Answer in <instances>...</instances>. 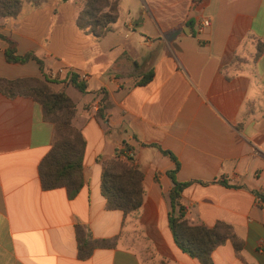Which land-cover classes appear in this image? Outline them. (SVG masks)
<instances>
[{"label":"crops","instance_id":"crops-1","mask_svg":"<svg viewBox=\"0 0 264 264\" xmlns=\"http://www.w3.org/2000/svg\"><path fill=\"white\" fill-rule=\"evenodd\" d=\"M116 1L117 20L99 40L75 26L82 0H23L16 17L0 18V34L43 70L7 63L0 42V79H49L60 69L51 85L66 93L69 74H85L80 96L91 97L75 103L83 186L69 197L40 186L38 164L53 140L41 106L0 93V264H201L169 229L173 170L190 183L180 194L184 218L225 224L241 243L239 252L229 240L217 246L211 264H264V0ZM59 3L75 9L62 13ZM100 90L104 119L96 117ZM124 144L144 189L141 207L126 216L107 210L100 193L101 163ZM77 226L113 246L79 258Z\"/></svg>","mask_w":264,"mask_h":264},{"label":"trees","instance_id":"trees-1","mask_svg":"<svg viewBox=\"0 0 264 264\" xmlns=\"http://www.w3.org/2000/svg\"><path fill=\"white\" fill-rule=\"evenodd\" d=\"M23 0H0V18L16 17L20 13ZM33 6H38L40 0H25ZM66 1V0H63ZM118 17L116 0H82L80 10L75 19L76 28L90 35L95 40L105 37ZM0 42L6 45L4 58L7 63L24 64L34 61L41 75H43L42 61L32 52L19 55L16 52L15 42L0 34ZM257 50V55L260 52ZM152 78V72L145 73L138 84L143 85ZM55 83L42 78L0 79V93L13 98L17 95L31 97L41 106L43 120L49 122L53 128V140L49 151L38 164L37 173L40 186L43 190L65 188L69 197H73L83 186L82 166L85 150V140L79 129L72 125L76 114V104L64 91H55L50 85ZM70 86L81 95H86V83L78 74L70 73ZM102 94L96 117L104 119L102 114L108 108L106 92ZM131 147L124 144V148L117 150L115 156L101 163L100 193L105 200L107 210H118L123 216L136 212L143 201V176L132 159L127 156ZM174 158L168 152L161 151ZM124 157L125 159H122ZM175 170L168 176L173 183L169 193L170 214L169 229L176 247L183 253L197 259L201 264H211V253L226 240L232 243L236 252L241 249V243L233 234L231 228L217 223L212 227L203 224H190L183 214L179 203L181 191L190 183H179L174 178ZM226 184V182L221 181ZM264 202V195L260 196ZM78 255L86 259L96 248L112 247L111 240H95L79 226L75 228Z\"/></svg>","mask_w":264,"mask_h":264},{"label":"rangeland","instance_id":"rangeland-1","mask_svg":"<svg viewBox=\"0 0 264 264\" xmlns=\"http://www.w3.org/2000/svg\"><path fill=\"white\" fill-rule=\"evenodd\" d=\"M52 7H53V5L52 4H45L44 5V7H43V9H42V13H41V16H42V18H44V15H45V13L48 11V10H50V9H52ZM57 7L59 8H61L62 10H61V12L62 13H64V11H66L67 13L66 14H68V13H70L73 9H75V5L74 4H72V3H59L58 5H57ZM48 78H49V74H48ZM48 80H50V81H54V82H59L60 80H59V77L57 76L55 79H51V78H49ZM50 88L52 89V90H55V91H60V88L58 87V86H56V85H50ZM66 93H67V95L70 97V99L74 102V103H78V101L79 100H84V101H86V100H90L91 99V97L90 96H87V97H85V96H80V94L77 92V91H75L73 88H69V89H67V91H66ZM73 121V120H72ZM74 123H72V125H73ZM74 127H76L75 125H73ZM77 128V127H76Z\"/></svg>","mask_w":264,"mask_h":264},{"label":"built area","instance_id":"built-area-1","mask_svg":"<svg viewBox=\"0 0 264 264\" xmlns=\"http://www.w3.org/2000/svg\"><path fill=\"white\" fill-rule=\"evenodd\" d=\"M203 27H205V26H207L208 25V23H207V21H203L202 22V24H201ZM60 73H62V70H58V71H52V72H49L48 74H49V78H51V79H55L57 76H59V74ZM79 77H80V79L81 80H83V81H85L86 79H87V77H86V75L85 74H80L79 75Z\"/></svg>","mask_w":264,"mask_h":264}]
</instances>
